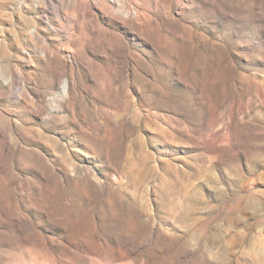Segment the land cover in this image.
<instances>
[{
	"label": "rangeland",
	"instance_id": "rangeland-1",
	"mask_svg": "<svg viewBox=\"0 0 264 264\" xmlns=\"http://www.w3.org/2000/svg\"><path fill=\"white\" fill-rule=\"evenodd\" d=\"M0 264H264V0H0Z\"/></svg>",
	"mask_w": 264,
	"mask_h": 264
}]
</instances>
